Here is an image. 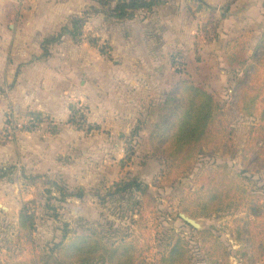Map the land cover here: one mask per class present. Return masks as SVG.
Wrapping results in <instances>:
<instances>
[{
    "label": "rangeland",
    "instance_id": "rangeland-1",
    "mask_svg": "<svg viewBox=\"0 0 264 264\" xmlns=\"http://www.w3.org/2000/svg\"><path fill=\"white\" fill-rule=\"evenodd\" d=\"M230 1L233 2L162 0L159 7L170 2L179 5L184 2L190 15L194 19L199 17L198 33L194 37L196 57L189 64L184 54L176 52L170 58V67L167 70L164 69L162 73L153 72V68L145 70L150 79L139 75L140 82L150 81L147 84L149 103L143 107L144 111L140 116L130 115V112H135L134 103L139 98L123 97L124 101H130L129 112L124 115L123 120L117 118L115 109L120 99L114 78L117 77L120 64L116 65L111 58V38L112 31H116L119 25L116 24L117 21L108 19L103 14L90 16L89 20L92 18L97 27L89 30L87 25L86 29L92 34V40L79 44L83 48L78 51H71V48L54 51L53 60L43 66L48 78L42 74L38 65L33 66V72L42 84L38 92L31 96L36 104H31L32 100H24L30 97L25 88L22 100L17 95L18 98L12 96L14 84L4 88V93L0 94V132L5 128H8V132L0 134V167L14 166L16 169L10 178L0 180V264L15 259L25 260L30 256L27 250L22 251V243L18 242L20 213L24 203L30 206L32 201L36 202V206L31 207L37 213L34 245L38 251L59 244L63 237V228L67 224L71 230L67 243L93 231L101 233L106 242L127 237V241L134 242L142 250V256L151 263H155L160 254L167 252L172 239L175 242L180 237L188 245L191 264H205L201 233L209 230L233 252L229 259L230 264H264V261L253 262L252 249L248 244L241 245L235 239V221L249 215L245 207L233 210L234 203L222 213H210L198 219L183 211L184 200L206 195L209 182L219 168L228 171L230 180H235L244 166L251 169V174H248L253 178L249 184L251 194L264 198V120L261 114L264 112V93L255 117L242 114L237 104L240 98L238 82L241 79L247 76V84L251 88L258 84L255 69L246 74L257 46L252 49L254 45L246 42L249 40L247 36L236 37L227 46V52L232 57L225 58L220 54V67L215 68L214 75L207 72L205 76V68L200 66L205 61L200 50L212 42L219 43L223 33L224 28H214L215 22L219 21L222 26L238 2H233L227 10ZM89 6L97 4L94 0H89L87 6L78 9L72 16H82ZM72 16L65 20L56 34L67 25ZM238 17L241 15L238 14ZM120 30L119 28L118 31ZM68 42L76 44L69 34L61 43ZM137 42L143 46V43L136 41L134 47L139 45ZM53 46H50V57L52 48H55ZM246 48L250 53L248 59ZM79 50H83V55ZM33 52L27 49L22 52V60L28 63L23 67H31L30 63L36 57L32 55ZM177 57L182 59L180 70L175 67ZM258 60L257 69L264 79V49L259 50ZM212 76L213 88L216 93L222 92V97L215 94L218 97L216 98L215 92L210 94L220 104V125L225 126L230 135L227 137L220 128L212 131L203 154L197 157L190 168L182 172L174 167L172 160L155 156L151 134L168 112L166 99L179 82L188 80L197 86L204 84ZM226 76L227 80H222ZM46 92L48 95L44 102L49 104L48 111L35 110L40 107L38 104L42 102L41 95ZM71 107L82 110L87 121L80 123L82 121L73 117L77 121L75 124L70 123L73 115ZM30 112H41L45 119L43 124L29 131L27 128L31 121L28 118ZM55 126L61 130L58 135H54ZM4 141L8 142L3 143ZM22 168L26 170V175H22ZM26 176L43 177L32 183ZM122 178L138 179L147 186L148 196L137 193L141 203V216L145 217L144 226L135 227L130 213L133 204L124 201L117 204L107 200V203L100 202ZM53 179L66 184L71 191L82 189L86 192L83 200L70 199L65 204L51 201L52 205L60 207L59 221L53 219L52 212L45 208V190L48 182ZM262 203L264 204V200ZM182 215L194 219L200 228L190 225ZM135 220H139L138 215ZM246 245L248 256H239Z\"/></svg>",
    "mask_w": 264,
    "mask_h": 264
},
{
    "label": "trees",
    "instance_id": "trees-1",
    "mask_svg": "<svg viewBox=\"0 0 264 264\" xmlns=\"http://www.w3.org/2000/svg\"><path fill=\"white\" fill-rule=\"evenodd\" d=\"M237 1L233 0L234 3ZM94 2L97 6H89L82 16H72L59 33L43 40L41 45L43 53L40 59L50 57V46L61 43L68 34L76 44L92 40V34L87 32L86 27L93 14H103L108 19L126 22L135 19L142 10L153 11L159 7L162 0H94ZM233 2L230 1L227 10L230 9ZM220 26L219 21L215 22V29H219ZM261 49H264V35L256 47L252 64L246 70V74L252 69L256 70L257 86L255 88L248 86L247 76L238 82L240 98L237 104L240 112L249 117L258 115L259 101L264 93V79L257 69L259 50ZM166 106L169 110L162 117L160 125L151 134V143L155 156L172 160L174 167L182 172L190 168L197 157L203 154L204 147L211 139L212 131L220 128L227 137L230 135V132L225 130L226 127L220 125L222 109L219 102L212 94L191 81L179 82L167 97ZM70 111L73 115L69 122L75 124L74 118L80 116L81 110L71 107ZM261 114L262 120H264V112ZM28 118L31 119L30 126L27 128L30 131V129L43 124L45 116L41 112H30ZM81 119L87 121L85 115H81ZM54 129V135L61 132L56 126ZM6 131L8 132V128L3 129L0 134ZM225 168L227 167L225 166ZM15 169L14 166L0 167V180L10 178L14 175L13 170ZM25 172L26 170L22 168V175H26ZM248 174H251V169L244 166L238 177L235 180H230L228 171L219 168L209 182L206 195L184 200L183 211L192 218L198 219L210 213H222L234 203L236 204L233 210L245 207L249 215L235 221V239L241 245L248 244L252 249V261L260 262L264 261V204L262 203L264 198L251 194L249 184L253 178ZM42 177L26 176V179L34 183ZM47 186L45 208L52 212V218L57 221L60 219V207L52 205L51 201L65 204L70 199L83 200L86 196L84 190L71 191L66 184L58 179L50 180ZM137 193L148 196L147 186H144L138 179L122 178L110 188L108 194L100 202L111 201L117 204L124 201L127 204H133V208L130 210L132 221L135 227L144 226L145 217L141 216V203ZM31 206L35 207L36 202L32 201L30 206L28 203H24L20 213L21 228L18 242L22 243V251L27 250L30 256L25 260H9L4 264H137L138 262L140 264H191L192 258L188 245L180 237L175 242L172 239L167 252L160 254L156 262L151 263L144 255L142 256V250L134 242L127 241V237H122V240L106 242L101 233L93 231L90 234L80 235L72 241L69 240L67 243L71 234L67 224L63 228V237L59 244L38 251L34 245L37 213ZM136 215L139 216L138 221L135 220ZM201 234L203 235L201 238L205 251V264H230L229 259L233 252L229 250V247L219 242L218 238L209 230L203 231ZM243 251L238 255L247 257V245Z\"/></svg>",
    "mask_w": 264,
    "mask_h": 264
},
{
    "label": "crops",
    "instance_id": "crops-1",
    "mask_svg": "<svg viewBox=\"0 0 264 264\" xmlns=\"http://www.w3.org/2000/svg\"><path fill=\"white\" fill-rule=\"evenodd\" d=\"M88 2L89 0H0V94L4 93L5 87L14 84L12 96L17 95L19 100H22L25 88L30 97L24 100H32L31 104H36L31 96L38 92L42 84L38 82L33 66L38 65L42 74L48 78L43 66H47L53 60L56 49L71 48V51H78L83 48L79 44L69 42L54 45L55 48L51 50L52 56L45 61L44 58L40 59L43 53L41 49L43 40L48 35L56 34L65 20L76 14L78 9L87 6ZM238 14L241 17H238ZM197 15L199 16V13ZM89 21V30H95L97 26L94 20L91 18ZM199 22V17L194 19L184 2L182 5L170 2L153 11L142 10L133 20L116 23L121 30L118 31V28L112 31L111 58L116 65L120 64L117 77L114 78L120 99L115 109L118 120H123L124 115L129 112L130 101H124L123 97L139 98L134 103L135 112H130L133 117L143 114V107L149 103L147 84L150 81L140 82L141 75L150 79L145 70L153 68V72L162 73L164 69L170 67V58L176 52L184 54L189 64L195 59L194 37L198 33ZM220 27L224 30L219 43L212 42L200 50L205 60L200 64L205 68V76L207 72L214 75L215 68L220 67L218 61L220 54L225 58L232 57V54L227 52V46L232 39L247 36L249 40L246 42L254 45L252 49H255L264 34V0H238ZM136 41L143 43V46L137 42L139 45L134 47ZM235 46L236 44L233 48ZM25 49L34 51L32 55L36 56L28 68L23 67L28 65L22 60V52ZM246 50L248 51V48ZM79 51L83 55V50ZM248 54L247 59L250 57L249 51ZM222 73L226 74L225 71ZM222 80H227V76L222 77ZM212 83L213 76L204 84L197 86L213 94L215 90ZM215 94L222 97V92ZM47 95V92L41 95L42 102L35 110L48 111L49 104L47 101L44 102ZM0 97L2 98L1 95Z\"/></svg>",
    "mask_w": 264,
    "mask_h": 264
},
{
    "label": "built area",
    "instance_id": "built-area-1",
    "mask_svg": "<svg viewBox=\"0 0 264 264\" xmlns=\"http://www.w3.org/2000/svg\"><path fill=\"white\" fill-rule=\"evenodd\" d=\"M181 64H182V59L180 58V57H177V58H175V67H176V69H178V70H180L181 69ZM80 116L77 118V120L78 121H82V122H80V123H85V120L84 119H81V115H85L83 112H82V110L80 111ZM86 116V115H85ZM76 120V121H77ZM79 123V122H78ZM81 126H84V124L83 125H81Z\"/></svg>",
    "mask_w": 264,
    "mask_h": 264
},
{
    "label": "water",
    "instance_id": "water-1",
    "mask_svg": "<svg viewBox=\"0 0 264 264\" xmlns=\"http://www.w3.org/2000/svg\"><path fill=\"white\" fill-rule=\"evenodd\" d=\"M182 218H184V220L186 222H188L190 225L194 226L195 228L199 229L200 225L192 218L186 216V215H182Z\"/></svg>",
    "mask_w": 264,
    "mask_h": 264
}]
</instances>
